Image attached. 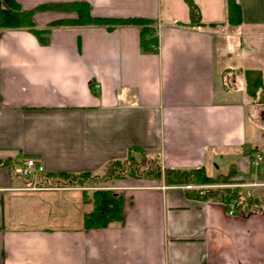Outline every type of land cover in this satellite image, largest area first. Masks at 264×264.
Segmentation results:
<instances>
[{
  "label": "crops",
  "instance_id": "1",
  "mask_svg": "<svg viewBox=\"0 0 264 264\" xmlns=\"http://www.w3.org/2000/svg\"><path fill=\"white\" fill-rule=\"evenodd\" d=\"M16 1L39 27L78 17L40 9L57 3L87 2L94 16L153 19L158 45L143 50L137 25L53 27L48 45L26 29H1L0 160L36 156L41 175L99 172L137 147L159 154L165 167H204L230 184L250 181L253 172L252 187L238 186L241 195L264 197V143L251 139L246 151L245 104L255 106L241 91L244 70L264 75V68L224 63L227 37L255 43L264 55V19L247 17L246 0H238L237 26L226 23V0H194L203 27L176 25L190 21L185 0ZM234 72L238 89L228 86ZM251 155L263 160L255 165ZM23 185L8 165L0 167V264H264V205L230 214L219 198L194 199L181 185L126 177L111 184L123 197L122 218L88 228L92 204L80 187L21 194ZM49 195L70 204L40 210Z\"/></svg>",
  "mask_w": 264,
  "mask_h": 264
},
{
  "label": "trees",
  "instance_id": "2",
  "mask_svg": "<svg viewBox=\"0 0 264 264\" xmlns=\"http://www.w3.org/2000/svg\"><path fill=\"white\" fill-rule=\"evenodd\" d=\"M190 21L188 23L178 21L176 25L182 27H203L201 12L194 0H185ZM59 8L66 11L76 12L77 18L55 20L47 27H39L34 22L33 11L24 10L16 0H0V30L1 29H26L31 32L42 45L50 43V33L53 27L69 26H113L137 25L141 30V44L143 50L156 51L158 36L156 20L128 17L108 18L91 14L87 2L57 3L41 6L40 9ZM227 20L231 26L240 25L243 21V12L238 0H226ZM210 25H217L211 23ZM245 90L254 103H264V75L260 69H245ZM137 154L147 156L143 149L129 148L124 158L108 161L99 172L84 171L79 173H45L32 178H24L18 173L23 164V158L18 155L17 161L13 158L0 160V167L8 165L11 168L12 179L16 183L32 184L42 187H95L92 188L91 197L88 190L82 191L84 201L92 204V209L84 215L85 226L88 228L107 227L114 221L122 218L123 197L119 190L109 188L101 184L106 179H122L126 177L145 178L152 180H164L166 185H195L187 188V196L199 200L220 199L229 208L231 204L234 210L242 215H248L259 211L264 205V197L253 195L242 196L240 187L229 186L226 175L210 176L204 167L179 168L165 167L161 164L160 155L147 156V161L142 162ZM20 165L16 168L15 165ZM105 171V174H101ZM248 210L245 214L243 209Z\"/></svg>",
  "mask_w": 264,
  "mask_h": 264
},
{
  "label": "rangeland",
  "instance_id": "3",
  "mask_svg": "<svg viewBox=\"0 0 264 264\" xmlns=\"http://www.w3.org/2000/svg\"><path fill=\"white\" fill-rule=\"evenodd\" d=\"M249 1V2H248ZM245 9H246V15L249 19H264V13L262 12V9H264V0H246V2L244 3ZM257 21V20H255ZM255 24V23H254ZM260 24H255V27L258 28ZM245 31H251V32H258L255 36H257L260 33V30H254L251 29L249 25H245L243 26ZM264 30V28H263ZM252 36V37H255ZM219 46H217V51L221 53V51L219 50V48L221 49V45L220 43H218ZM226 48H227V52L228 54L225 56V66L226 65H235L236 67L238 66H242V68H246V67H250L252 66L254 63H257L256 65H260L261 67L264 68V55L263 53L260 51V49L258 48V46L255 45V43L249 44L248 47L245 46H241L239 43H237L236 41H233V39H231L230 37H227L226 39ZM217 52V53H218ZM241 71V70H240ZM231 78H233L231 80ZM244 79V77H242V80ZM228 86H230L231 88L234 87V89H238V83H239V79L237 78L235 72L232 75H229V79H228ZM241 91L242 94H245V98L247 100H249V95L246 93L244 87H241ZM253 102V101H252ZM253 105L255 107H252L250 104H245L246 110H247V130H248V137L250 139V141L248 140V144L246 146V151L249 149V147H253V144L251 143V139H257V141H259V143H264V103H254ZM251 143V144H250ZM137 158H139V160L142 162V164H144L147 161V156H142L140 154H137ZM262 167L263 171H264V162L262 163V165L260 166ZM253 169V166H252ZM226 169H221L220 172H224L225 173ZM101 174H105V171H102ZM252 175V176H251ZM250 179L253 180L254 175L253 172L249 174ZM250 180V181H251ZM256 180V179H255ZM249 180H245V183H249V184H244L243 190L245 191V189L252 187V182H250ZM101 184H106L107 186H109V188H114V186L112 187L111 184H115V178L113 179H106L105 181H103ZM80 187V186H78ZM82 190L86 189L88 190L89 196L91 195L92 192V188L95 187H80ZM245 188V189H244ZM115 190H118L117 188ZM21 190V194H23ZM244 193V192H243ZM49 199L40 202V210L44 209L45 211L48 210L49 212L51 211L52 206H58L61 207L63 205H67L70 204V202H67V199H63V198H59L58 202H54L53 197H51L52 195H49ZM91 197V196H90ZM8 203V202H7ZM7 209L10 208V205L6 206ZM87 210L92 209V205L86 206ZM18 214H22V210L21 208L18 210ZM19 218L21 219L22 216H19Z\"/></svg>",
  "mask_w": 264,
  "mask_h": 264
},
{
  "label": "built area",
  "instance_id": "4",
  "mask_svg": "<svg viewBox=\"0 0 264 264\" xmlns=\"http://www.w3.org/2000/svg\"><path fill=\"white\" fill-rule=\"evenodd\" d=\"M261 160V157H258L254 162L258 163ZM43 166L37 158L29 157L24 159L23 167L21 168V174L24 176H37L40 172H42ZM187 187H190L189 185ZM26 189H36L33 188H26ZM232 212V211H231Z\"/></svg>",
  "mask_w": 264,
  "mask_h": 264
}]
</instances>
